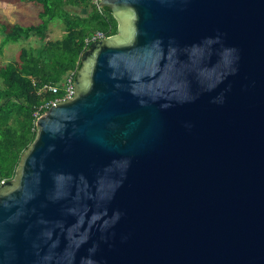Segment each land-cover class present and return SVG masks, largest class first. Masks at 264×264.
<instances>
[{"label":"water","instance_id":"obj_1","mask_svg":"<svg viewBox=\"0 0 264 264\" xmlns=\"http://www.w3.org/2000/svg\"><path fill=\"white\" fill-rule=\"evenodd\" d=\"M117 34L0 186V264H264V0H100Z\"/></svg>","mask_w":264,"mask_h":264},{"label":"trees","instance_id":"obj_2","mask_svg":"<svg viewBox=\"0 0 264 264\" xmlns=\"http://www.w3.org/2000/svg\"><path fill=\"white\" fill-rule=\"evenodd\" d=\"M15 2L39 7L40 22L28 27L0 23V49L30 38L38 41V46L23 47L16 60L0 66V181L4 182L13 180L21 155L34 141L35 112L44 102L63 95L62 89L56 95L39 94V88L43 84H60L67 74H73L75 80L80 57L91 44L85 40L96 32L104 38L117 34L111 12L96 8L90 0ZM54 20L62 22L64 34L50 40L49 25Z\"/></svg>","mask_w":264,"mask_h":264},{"label":"rangeland","instance_id":"obj_3","mask_svg":"<svg viewBox=\"0 0 264 264\" xmlns=\"http://www.w3.org/2000/svg\"><path fill=\"white\" fill-rule=\"evenodd\" d=\"M18 14L17 18L16 15H11L10 13L8 14L6 11H1L0 10V21H8L11 18H16V24L23 26V27H28L30 25L38 24L40 22V19L38 17V9H34L31 5L27 4H19L18 6ZM50 30V40H57L58 38L56 36L60 35V31L63 29L62 22L59 20H54L51 25ZM63 32H61L60 37L63 35ZM59 37V38H60ZM1 41H2V36L0 34V47H1ZM36 47L38 46V41L35 38H30L27 41H19L16 43H8L5 46H3L0 49V66L3 64H6L8 62H11L13 60H16L18 57V54L20 52V49L23 47Z\"/></svg>","mask_w":264,"mask_h":264},{"label":"built area","instance_id":"obj_4","mask_svg":"<svg viewBox=\"0 0 264 264\" xmlns=\"http://www.w3.org/2000/svg\"><path fill=\"white\" fill-rule=\"evenodd\" d=\"M99 2L100 0H90V3L95 5L96 8L98 9H100ZM102 39H104V36L100 32H96L95 34L92 35V37L87 38L85 40V43L88 44ZM73 83H74L73 74H67L64 76L60 84H43L38 90L39 94L49 92L51 94L56 95L62 89L63 95L61 97H57L52 100L44 102L43 105L35 112L34 115L36 116V118L41 116L46 110L56 106L58 103L66 100H70L73 97ZM3 183L4 181H0V186Z\"/></svg>","mask_w":264,"mask_h":264},{"label":"crops","instance_id":"obj_5","mask_svg":"<svg viewBox=\"0 0 264 264\" xmlns=\"http://www.w3.org/2000/svg\"><path fill=\"white\" fill-rule=\"evenodd\" d=\"M21 3L22 4L31 5L34 9H38V13L37 14L39 15V7H37V6H35V5L31 4V3L15 2V0H11V1H9V0H0V10L1 11H6L8 14L10 13L11 15H16V18H17V14H18V11H19V9H18L17 6L19 4H21ZM68 10L74 11V12H78L79 11L78 9H72V8H68ZM16 18L15 19L14 18H11L8 21H3L2 20V21H0V23L16 24ZM50 25H49V28H51ZM61 32H63V29H62V31H60V35H61ZM62 34H64V32ZM60 35H58L56 37L58 39H60L63 36L62 35L60 37ZM49 39H50V36H49Z\"/></svg>","mask_w":264,"mask_h":264}]
</instances>
